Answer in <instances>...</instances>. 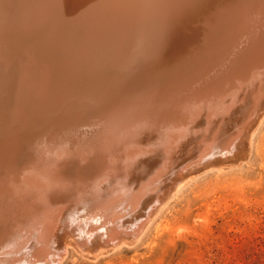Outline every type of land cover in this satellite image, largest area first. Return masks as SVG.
I'll return each mask as SVG.
<instances>
[{"label": "bare ground", "instance_id": "1", "mask_svg": "<svg viewBox=\"0 0 264 264\" xmlns=\"http://www.w3.org/2000/svg\"><path fill=\"white\" fill-rule=\"evenodd\" d=\"M14 1L12 0L8 4H5V8L2 7V11H0V26L5 25L4 29L1 30L2 32H0V37L7 40V44L5 43L6 40L3 43L7 47L5 49H8V51L10 48L12 49L17 46L26 47L28 49L26 52L27 60L25 56L23 58L22 56L21 58H17L16 56L15 58L13 57L14 55L11 56L13 60L17 61L10 63V68L7 69V72H10V74L6 78L9 81H14L15 74L10 70L12 68L15 70L16 75L19 74L17 72L19 70H27L23 69L22 62L24 59L28 61L36 58V63L41 65L43 61L39 59L41 56H44L47 59L45 63L48 65V70L47 72L39 71L42 67L36 69L39 71V77L33 79L36 80V83L34 82L35 84H32V86L36 85V87L30 86L32 90H19L18 88L13 89V91L12 88L1 90L0 94L4 92L6 96L3 100L0 97V116L4 112L8 113V111L11 112L14 109V112L23 111L25 116L41 120L42 117L47 115H44L46 110L55 109L56 105L53 102L55 101V95L61 91L57 99L59 100L66 93V86L62 85L63 89L60 85L56 84L59 82L53 84L52 80H48V74L52 72L54 80L57 81L61 77L64 67L67 66V70L70 71L80 60L79 56L74 57L77 59L76 62L74 58L71 60V57L65 55L61 50L62 43L66 38L79 31L77 27L86 25L92 29V34L83 36V47L92 45L94 42L93 46L97 45L99 50L105 49L104 53L107 54L104 61L100 63V56H91L87 52H84L89 57H87L88 60L92 59L90 68H88V72L85 71V75L90 74L93 77V75H99L103 69L111 72L116 67L114 65L115 59H117L113 57L114 55L112 56V53L118 50L123 51V43L129 42L130 38L139 32V27L143 26V18L150 17L148 15L152 11V6L163 3L166 0ZM201 2L207 6L211 5L209 8H212V5L222 3L223 6H220L225 9L228 15H226V19L218 30V33L211 35L209 39L207 38L208 43L213 46L211 52H208L210 54L204 55L202 53L204 56L194 54L190 56V52H185V55L183 54L184 57L190 56V58L187 57L179 63L180 69H177L181 70V72L169 71L168 75L163 79L169 81L184 80L185 85L176 86V82L172 81L175 85L172 88L171 82V89L169 85L167 87L169 89H162L165 86L159 87V84L157 86L159 87L158 89L157 87H152L147 90L148 92L145 90L149 99H151L150 96H153L154 93L155 96L152 98L160 100V103L155 105L150 102L147 105V101H145L143 111L129 109L131 106L134 107L141 98L140 96L144 95L143 90L138 91L137 94L119 93L115 97L118 98V103L114 107H110L109 105L106 108L103 105L98 107L99 111L102 112L101 115L104 116V131L97 136L95 141L91 139L89 142H86L87 150L83 147L85 143L82 146H77L72 156L74 161L69 163V166L82 165L81 169L88 170L87 172L94 171L98 173L97 176L100 174L99 177L95 178V181L90 183L84 182L85 184L82 183L81 186L78 184L73 195H66L67 199L64 194V196L58 195L56 197L52 192L59 191L60 188L67 189L71 185L70 182H67L68 180L54 179L49 173L44 175V180L35 179L36 173L29 170L36 169L40 174L41 172L45 174V171H47L36 168L35 163L40 158H28L20 162V165L17 167L18 172L14 173L16 179L19 181V186H12L11 188L21 193L26 192V194H30L28 199L32 202L31 204L42 202L37 206V215H35V217H39L38 223L34 226V233L31 232V235L34 234L31 240L33 242L30 250L32 252L31 261L39 260L41 261L39 264L61 263L60 261L66 254L67 241L61 243L58 240L57 231L59 230L62 232L66 231V235L67 232H70L78 245L89 247L93 254H98L101 249L120 246L126 240L128 242V240L131 241L139 237L145 230L147 223L151 221L153 213L159 209L164 199L173 190L183 184H179L180 180L183 182V179H187L192 172L187 173L186 170L188 168L186 166L191 164L187 158L188 154L191 153L190 151L195 152L194 157L190 154L195 159L194 163L203 161L204 158L213 155L215 146L221 151L223 149L232 151L236 144L234 142L236 135L244 129H248L252 124V120L254 123V121L263 118L261 116L264 113V10L260 9L262 13L252 14L240 20V15L247 12L250 8L248 0H202ZM2 3H0V6ZM7 6L10 8L9 10H17V13L13 12L16 15L12 11H4ZM153 13L152 11L151 14L153 15ZM261 14L263 15L262 18L259 17ZM174 23L177 26L179 22ZM11 27L14 28L12 29ZM254 28L255 30L256 28L260 30V33L258 32L259 35L253 34L255 33ZM182 29L186 30L185 28ZM0 40L2 39L0 38ZM209 44L207 46L210 47ZM215 49L216 51L214 52ZM72 50L79 54V50ZM150 50L152 54L143 59H137L141 56L143 57V54L139 55L135 48L134 50L127 51L130 53H127L128 56H126L127 59L124 64L120 65L122 69L120 71L116 70L119 72L118 78L122 80L123 74H127V80H134L133 77L137 78L135 74H137L138 70H141L145 63L150 68L155 69V71L168 70V66L165 60H163V58L167 59L166 51L163 49L152 50V48ZM69 51L70 53L72 52L71 49ZM159 51L162 52L157 57L156 54ZM164 51L165 55L163 54ZM9 53H11V50ZM145 54L147 53H144V57ZM7 57L11 58L10 56ZM19 59L20 62L18 61ZM68 59L70 60L69 62ZM195 61L198 64L187 67V65H191ZM92 66L96 67L93 74H91L92 72L90 73ZM131 66H133L131 70L134 73L127 70ZM171 67L169 65V69L173 68ZM193 69L194 72H191ZM64 72L67 73L66 70ZM188 80L203 81L196 84L195 81L188 83ZM167 82H165L166 85L168 84ZM9 89L10 92H8ZM66 91L68 92V90ZM7 92L8 94H17L16 100L9 98ZM73 93L72 97H81L79 96L80 94L78 95L79 92L73 91ZM250 115H252L251 119ZM38 117L40 118L38 119ZM241 117L244 121L241 123L243 129L238 128V125L240 126L238 119ZM2 119L0 117V132L3 131L4 133L0 135V148L3 145L2 139L16 132L13 131L10 124L12 118ZM23 124L27 126L26 120ZM234 132L236 135L233 134ZM244 143H246L245 140ZM36 146L33 147L36 149ZM36 150L39 149L37 148ZM228 151L226 153L230 152ZM247 152V150L246 152L243 151L246 154ZM242 155L240 158H244V155ZM81 157L83 159H80ZM181 160L183 161L182 165L177 166L178 168L174 170V174L178 175L181 172H185L183 177L179 176L171 179V176L167 175L168 171H170L169 168L173 170V163L181 162ZM213 161L215 162V160ZM28 165L30 167L27 168ZM213 166L216 165L214 164ZM218 166H222V164ZM201 170H204V168H201ZM145 172L149 173L146 174ZM163 175L165 177L160 180ZM159 180L161 183L162 181L164 183H162L161 189H157V186H152L154 182H159ZM151 191L153 194H150ZM37 192L38 197L36 196ZM144 195H147V198H149L148 208L146 211L143 210L145 211V215L142 219L134 218L132 214L138 208ZM58 198H61L63 201H59ZM143 203H146V201ZM63 208H65L64 214L60 213ZM29 230H33V228ZM48 237H53L52 244L47 240L52 247L45 241ZM29 243L31 244V242ZM28 253L26 252L25 255ZM28 264H31V262Z\"/></svg>", "mask_w": 264, "mask_h": 264}, {"label": "rangeland", "instance_id": "2", "mask_svg": "<svg viewBox=\"0 0 264 264\" xmlns=\"http://www.w3.org/2000/svg\"><path fill=\"white\" fill-rule=\"evenodd\" d=\"M5 1L6 3H4ZM5 1L3 2V0H0V3L3 2L2 4H4V6H2L3 8H5L6 6L5 4H8V2L12 0L9 1L5 0ZM218 4L219 6L220 5L223 6L222 3H218ZM254 8H257V6ZM9 9L10 8H8L7 6L6 9H4V11L5 10L8 12L12 11V13L17 11L15 9L12 10ZM16 13L13 14L16 15ZM253 13H255V11ZM260 18H262V16H260ZM206 19L207 20H205V18L204 20L200 19L198 21L197 26H195V22L193 21H191L192 24H189V26L183 25L182 23L180 24L178 20L175 21L176 23L177 22L179 23H177V26L174 23L176 28L173 26L172 29L174 33L172 35L173 36L172 41L173 43H177L176 45H173L176 48L173 49V52L171 51L173 55L174 54L176 55L174 56V60L175 58L182 57L185 52L186 53L190 52V56H192L193 54L199 56L210 54L208 52H211L213 46L207 42L208 39L211 37L210 34L208 33L209 27L207 25L209 24L214 26L221 24V22L223 21V17L221 16L218 19L212 21H209V17H206ZM217 20L220 22H218ZM3 25L0 26V32H2L1 30L4 29L3 27H5V25L4 26ZM191 25L195 27L193 28V30H195L196 33L191 35L195 40L192 42L191 46L189 45L186 48L187 50L185 49L186 51L185 50L182 51L184 47L181 46V42H182L181 39L183 38V35L190 33V30H192ZM178 26L179 28H177ZM11 28L13 29L14 27ZM182 28H185L186 30L184 31ZM254 31H255V33H253L254 35H259L258 32L260 30H258L257 28L255 30L254 28ZM183 32L185 33L183 34ZM0 38L2 39L0 40V57H1L0 58V64H1L0 91L3 90L4 88H12V91L15 88L16 89L18 88L19 90L20 89L32 90L30 86L36 83L35 82L36 80L33 79H35V77H39L38 72L41 70L43 72H47L48 70V65L47 63H45L47 59L44 56L40 55L41 57L39 60L43 61L41 62V65L36 63L37 59L35 57H34L35 59L33 58L35 61L34 60L26 61L27 60L26 52L28 50L26 47L22 48L21 46H17L12 49L10 48L11 53H9L10 50L8 51V49H5L7 47L3 43L5 42L6 39L3 37ZM5 43L7 44V40ZM207 43L210 45V47L207 46ZM215 51L216 49L214 50V52ZM114 52L116 53V55L114 54ZM114 52L112 53V56L114 55L113 56L114 58L116 57L117 59H119V55L123 51L118 50ZM145 52L147 54H145L144 57ZM145 52L144 53L142 52L143 57L138 56L139 58L137 59L140 58L143 59L152 54L150 49H146ZM161 52L159 51L156 54V56L158 57L161 54ZM5 53L7 54L5 55ZM127 53L130 52H125L123 56L126 57L125 55H128ZM7 56L10 57L16 56L17 58L19 57L21 58V56L23 58L25 56L26 59V60L24 59L25 61L23 60L22 62L23 69L24 70L27 69L26 71L19 70L17 71L19 72V74L16 75V72H14L15 70L13 68L10 69L15 74V78L13 76L15 82L13 80L11 81L7 80L6 77L8 74H10V72H7L8 71L7 69L10 68V63H15L17 60L15 59L13 60L12 57H11L12 60H10L11 58L9 59ZM78 56H80V54ZM82 56L85 57V67L89 65L88 67L90 68L91 62L90 60H88L89 57L87 56L86 53H84ZM190 56L187 57L190 58ZM84 57H78L80 60L77 62V64H75L76 68L72 67L69 71L67 70L68 69L67 66L64 67L62 71L63 73L57 81L54 80L55 78L53 77L52 72L48 74L49 76L48 80H52L53 84L59 82L60 84L59 83L56 84L60 85V87L64 89V87L66 86L63 83L65 81L64 78L67 75L70 76L71 70L73 72H76V70L79 69V66L81 67L80 64L84 62ZM117 59H115L117 64L120 65L124 64L123 62H121L120 60L118 61ZM18 61L20 62V59ZM194 64H198L197 61L193 62L191 65H187V67L192 66ZM35 65L37 66L35 67ZM172 67H171L172 69H169V71H174L175 69H177V66L175 64H173ZM37 68L39 69L41 68V69L38 71L36 70ZM132 68L133 66H131L127 70H129L130 72L132 71L134 73V71L131 70ZM145 68H150L147 65V63L143 64L141 70L140 71L138 70L137 74L135 75L139 77L141 75L140 73H143ZM64 70H66L67 73H65ZM106 71L108 70H105V72ZM191 72H194V69ZM133 79H135V76L133 77ZM61 80L63 81L60 82ZM80 81L81 80H77L76 82L79 84ZM172 81L176 82V86L185 85L184 80L181 81L170 80L169 82H167L168 83L167 85L165 83L166 81L162 84L163 86H165L162 89H169L170 83ZM189 81L190 80H188V83L195 81V83L198 84L203 80H191L190 82ZM106 83H104L103 81L101 82L99 80L100 85L98 84L99 86L98 85L95 86V89L98 92H100V95L96 101L97 104H102L105 108L107 107V105H109L110 107H114L116 103H118V98H115L114 95L110 93V91H106L105 89L103 88L101 89L100 87L101 84H105V86H107L108 83L107 85ZM62 85H64V87ZM109 85H111L110 81H109ZM162 85H160L159 87H162ZM168 85L169 88H167ZM174 85L175 84L172 82L171 87ZM70 86L72 87L71 84ZM32 87H36V85ZM130 87H131L130 90L132 91H127V93H132L133 90L134 91L136 90L134 89L135 86H130ZM159 87H157V89ZM65 88H66L65 89L66 93L62 95L61 99L57 100L59 98L61 91H59V93L55 95V101H53L55 102L56 105L55 109L46 110L45 113L43 112L44 115L47 114L45 117L48 116V112L50 111L61 110V107L64 105V104L62 105V101L67 102L65 103L66 106L72 99H76L75 97H72L73 96L72 93L75 90L72 89L71 91H69L67 86ZM66 90H68V92ZM8 92H10V89L8 90ZM145 92L143 91L144 95L140 96L141 98L139 99V101H137L136 105L139 104V106L142 107L145 101H147L146 103L148 104H150L151 102V104L154 103L155 105H158L157 103H160V100L152 98L153 96H155L154 93L153 96H150L151 99H149V96L145 95L146 94ZM81 93L82 92H79L78 95L80 94L79 96H82L83 94ZM5 96L6 93L4 92L0 94L2 100L5 98ZM7 96H9V98L15 99V97H17L18 95L15 93L13 94L10 93ZM59 105H61V107ZM58 106L60 108H58ZM129 109H133V107L131 106ZM99 110L100 109L96 107L94 110L88 111V113L84 115L83 119L78 124L76 123L75 126H71L66 130L60 131L55 135H48L47 133L44 132L40 133L38 135L39 137H36L34 139L36 140L35 142L38 141L40 143V146H42L41 149L38 151H35L32 148L35 145L34 143H31L24 147L13 146L11 143L9 147H6L7 149L5 148L4 150H2V152L0 153L1 154L0 155V165H1L0 194L3 193L4 190H6L4 189L5 188L4 186H6L7 182L16 181L15 180L16 175L14 173L18 170L17 167L20 165V162L33 157L40 158L38 162L35 163L36 168L38 169L40 168L44 171L47 170L45 171V174H43L42 172L40 174L39 172H37L36 169L29 170V171H34V173H36L35 176H37L39 179L44 180L45 179L44 175L49 173L54 179L65 180V181L68 180L67 182H70L71 185H69L67 189L60 188L59 191L57 190L52 192L53 195L56 197L58 195L62 196L63 194L65 196L66 195L70 196V194L73 195L75 193V189L77 188L78 184L79 186H81V184L84 182L90 183L95 181L96 180L95 178L99 177L100 174L97 176L98 173H95L94 171L87 172L88 170L86 171L81 169L82 165L69 166V163H72V161H74L72 156L77 146H82L85 143L83 147H85L84 149L87 150L86 142H89V140L91 139L95 141L97 136L104 131L103 130L105 125L103 119L104 116L101 115L102 112H100ZM140 111H143V108H141ZM19 112L20 111L14 112L13 109L11 112L10 111H8V113L4 112L3 114H1L2 116H0L5 120L8 118L10 119L12 118L10 124L12 126L13 131H16L15 133L17 132L26 133V131L28 130L30 132L31 127H33L34 125L38 126L42 122V119L35 120L36 119L35 117L29 118L24 115L25 113L23 111L20 112L21 115L19 114ZM251 116L252 115H250V119L252 118ZM261 117L263 118L254 121V123L253 120L251 121L252 124L248 128L250 130L244 129L242 132L238 134L239 136L236 135L235 132L233 133L234 135H236V139L234 140L236 144L233 150L236 151L235 152L233 150L232 151L229 150V151L233 152L234 154L230 153L228 149H223V151H221L217 146H215L213 155H211L208 158H204L203 161L200 162L198 161L194 163L195 159L192 158V156L195 154V152L190 151L191 153L188 154L187 158H188V162H191V164H189V166H186V168L187 167L188 168L185 169L187 170V173H189L190 171L192 172L189 174L187 179L186 178L183 179V182L180 180L179 184L183 183L180 185L181 188L179 186V188L173 190V192L170 195H168L170 197L167 196L164 199V201L160 205L161 208L159 207V209H157L153 213L154 216L152 215L151 221L148 222L149 224L147 223L145 230L140 234L139 237L134 238V240L131 241L128 240V242L126 240L120 246L117 245L114 247L112 246L110 248L101 249L98 254H93L90 251L89 247H82L78 245L76 243L77 242L76 239L70 232H67L66 235V231L63 232L60 230L57 231L58 240L61 243L67 241L66 254L64 255L65 257H63V259L60 261L61 263L59 264H264V113L262 114ZM39 118L40 117H38V119ZM22 120L24 121L26 120L27 126L23 124L24 121ZM239 121H240V126L238 125V128L243 129V127L241 126L242 125L241 123L244 122L242 120V117L238 119V122ZM254 124L256 125L255 127ZM3 133L4 132L1 131L0 135ZM84 139H86L87 141ZM244 140L246 141V143H244ZM247 142L249 143L248 145L251 144V146L248 147ZM61 147L63 148L61 149ZM243 147L244 149H242ZM245 148L248 151L247 154L243 153V151L246 152ZM237 149L241 153H239ZM226 150L229 153H226L227 152ZM88 154L90 155V153ZM242 154L244 155V158L242 157L244 160L240 158ZM226 155H228L227 158ZM218 156L220 157V159ZM229 157H231V159H229ZM232 157L234 159L236 157L237 160L236 159L234 160ZM80 159H83V157H81ZM224 159L228 163H226ZM213 160H215V162ZM228 160H230L231 162ZM182 162L183 161L181 160V162L179 161L173 163L174 166L173 170L169 168L170 171H168L167 175L171 176V179L175 177L177 178L179 176L183 177L185 172H181L178 175L174 174V170L178 168L177 166L182 165ZM38 163H42V164H39L40 165L39 166ZM216 163L217 164L221 163L222 166L224 164L225 165L222 167V166H218L221 164L217 165ZM214 164L216 166H213ZM226 164L229 165L226 166ZM28 167L30 166L28 165L27 168ZM201 168H204V170H201ZM193 170L195 173L193 172ZM145 173L148 174L149 172H145ZM164 175L167 176L166 174ZM164 175L160 178V180L165 177ZM160 180L159 182L158 181L154 182L152 186L155 187L157 186L156 187L157 189H161L164 183L162 181L163 183L162 184ZM151 193L153 194L152 191L150 192V194ZM65 198L67 199V196ZM59 201H63V200L60 198ZM144 201H146V203H143ZM148 205H149V198H147V195L146 196L144 195L138 205V208H136L132 216L137 219L138 218L142 219V217L145 215V211L148 208L147 207ZM35 211L37 212V209ZM60 213L64 214L65 208H63ZM28 228L29 229L33 228V230L28 229L27 233L25 234L21 233L22 235L20 234V236L22 237H19V235H17L16 238H12L11 243L9 242L10 244L8 243V246L11 245L14 246V247H10L12 249L10 250L13 252L9 251L10 252L8 254L9 256L17 255L21 257V259H23L24 256L30 255L31 252L30 250L33 243L31 240L33 239L34 236V234L33 235L31 234L34 233L35 228L33 227V224L28 226ZM52 238L51 237L46 238L45 241L48 245L51 243ZM47 240L50 241V243ZM29 242H31V244ZM49 246L52 247L51 245ZM20 252H22L23 255H21L22 253ZM26 252L29 253L25 255Z\"/></svg>", "mask_w": 264, "mask_h": 264}, {"label": "water", "instance_id": "3", "mask_svg": "<svg viewBox=\"0 0 264 264\" xmlns=\"http://www.w3.org/2000/svg\"><path fill=\"white\" fill-rule=\"evenodd\" d=\"M201 1L202 0H166L163 3L157 4L156 6L153 5V15L151 14L152 11L150 15H148L150 17L145 18L144 16L146 15H144V21L142 22L143 26L139 27V32L136 33L134 37H131L129 42L123 43V52L119 55V59L117 60H120L124 63L127 59V57L123 56L124 53L131 49L134 50V48L139 53V55L142 54V52H144L146 49H163L167 53V59L163 58V60H165L166 65L168 66V70L155 71V69L153 68H145L143 73H140L141 75L139 77L137 76V78H135L134 80H127V74H123V79L120 80V78H118L119 72L116 70L120 71L122 67L120 66V64H117L115 62L116 67L111 72H105V70L103 69L99 75H93L92 77V75L90 74L85 75L86 72H88L89 67H85L84 59V62L80 64L81 67L77 69L78 71H72L70 76L67 75V78L65 77V81L63 82L67 86V88L69 87V91L73 89L76 92H82L81 94L83 95L80 98L77 97L78 99H72L66 106L65 103L67 102L62 101V105H64L61 107V110L48 112L47 117H42L41 124L38 126L34 125L33 127H31L30 132L27 131L23 134L17 132L13 135H9L8 137H4L2 139L3 145L0 148V152H2V150H4L6 147H9L11 143L13 146L23 147L29 145L30 143H34L35 145H33H37L36 147L40 150L42 146H40V143L38 141L35 142L36 140H34L36 137H39L38 135L40 133L44 132L48 135H54L59 133L60 131L66 130L71 126H75L76 123L78 124L83 119L84 115L88 113V111H92L96 107L102 105L97 104L96 101L100 95V92L95 89V86L99 84V80L101 82L103 81L104 83L108 81V85L106 83L107 86H105V84H101L100 87L101 89L103 88L106 91H110V93H112L114 97H116V95L119 93H127V91H132L130 90V86H135L134 89L136 90H133L132 94H137L140 90L147 91L149 88L157 87L159 84L162 85L161 83H164L165 81L169 82V80L163 81V79H165V77L169 73V65H178L177 68L180 69L179 63L185 59L184 54L182 57H178L174 60L175 54L173 55L172 53L174 48L173 45H176L172 41V35L174 34L172 30L174 22L178 19L180 23L184 25H189L192 24L191 21H193L195 22V26H197L198 21L200 19L204 20L205 18V20H207L206 17H209V21H212L222 16L223 21L221 22V24H218L216 26L208 25V33L211 36L218 33V30L226 19V15H228L225 9L221 8L219 5H212V8H209L211 5L207 6ZM14 3L16 2L14 1ZM248 5L250 6V8L247 12H244L240 15V20L243 17H249L252 14L262 13L261 10H264V0H248ZM256 5H259V7L252 8V6L255 7ZM0 11H2V4L0 6ZM254 11L256 12L253 13ZM260 16L263 15L261 14L259 15V17ZM77 28L79 29V31H76L75 34L66 38V40L62 43V52H64L65 55L71 57V60H73L72 58L78 56L79 54V57H81L84 52H88L87 54H90L91 56H100V63L103 62L107 56V54L104 53L105 49L102 48V50H99V48H97V45L93 46L94 42L92 45H86L84 47L82 46L84 41L83 36H87V34H92V29L86 25L79 26ZM193 28L195 27L191 25L192 30H190V33L188 31L189 34L183 35V38L181 39V46L184 47L182 51H184L185 48H187L189 45L191 46L192 42L194 41L193 36L191 35L195 34L196 31L193 30ZM69 49H71V53L74 54H71ZM72 49L77 51L79 50V54L74 52ZM165 51L163 53L164 55ZM114 54L116 53L114 52ZM74 59L76 62L77 59ZM69 61L70 60L68 59V62ZM94 68L96 67L92 66L90 70V73L92 72L91 74L95 72ZM179 69H175L174 72H181V70ZM77 80H81L79 84L76 82ZM109 81L111 85H109ZM70 84L72 85V87L70 86ZM141 108L144 109V105L140 107L139 104H137L131 110L140 111ZM36 149L35 151H38ZM34 177L35 179H39L37 176ZM15 180V183L11 181L7 182L4 188L6 190H4V192L2 191L3 193L0 194V249H2L0 250V264H28L29 262H31V264H39L41 262L39 260H30L32 252H30L29 256H24L23 259H21V257L17 255H8L10 253L9 251L12 250L10 247H13L12 245L8 246V243H11L12 238H16L17 235H19V237H22L20 236V234L26 233L27 229H29L28 226H30L31 224H33V227L37 225L38 217L35 218V215H37L35 210L38 208L37 206L42 203L40 201V203L31 204L32 202L30 201V199H28L30 194H26V192L21 193L11 188L12 186H19V181L16 178ZM36 196L38 197V192Z\"/></svg>", "mask_w": 264, "mask_h": 264}]
</instances>
